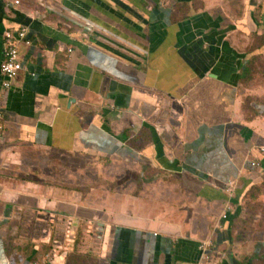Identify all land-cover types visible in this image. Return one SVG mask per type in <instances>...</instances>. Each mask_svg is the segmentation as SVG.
I'll return each instance as SVG.
<instances>
[{"label":"crops","instance_id":"0c3cea01","mask_svg":"<svg viewBox=\"0 0 264 264\" xmlns=\"http://www.w3.org/2000/svg\"><path fill=\"white\" fill-rule=\"evenodd\" d=\"M6 1L0 264H264V0Z\"/></svg>","mask_w":264,"mask_h":264},{"label":"built area","instance_id":"2783aa9c","mask_svg":"<svg viewBox=\"0 0 264 264\" xmlns=\"http://www.w3.org/2000/svg\"><path fill=\"white\" fill-rule=\"evenodd\" d=\"M6 8L8 9L10 4L12 6H19L21 0L6 1ZM25 43L31 45L32 40L28 36L27 27H21L20 29H7L4 32V59L0 65V74L2 78V87L4 93L12 87L13 80L23 68V62L21 60L19 43ZM5 124L3 122V112L0 108V134L4 131ZM260 152L264 154V145L260 147ZM203 248V247H201ZM208 258V255H205Z\"/></svg>","mask_w":264,"mask_h":264},{"label":"rangeland","instance_id":"374dc122","mask_svg":"<svg viewBox=\"0 0 264 264\" xmlns=\"http://www.w3.org/2000/svg\"><path fill=\"white\" fill-rule=\"evenodd\" d=\"M86 256H88V255H86ZM86 259H87V258H86ZM91 260H92V259L90 258V259H89V261H88V262H86V264H87V263H90V262H91ZM71 264H77V263H75V262H74V263H71Z\"/></svg>","mask_w":264,"mask_h":264},{"label":"water","instance_id":"95a60500","mask_svg":"<svg viewBox=\"0 0 264 264\" xmlns=\"http://www.w3.org/2000/svg\"><path fill=\"white\" fill-rule=\"evenodd\" d=\"M3 53H4V44L2 43Z\"/></svg>","mask_w":264,"mask_h":264}]
</instances>
